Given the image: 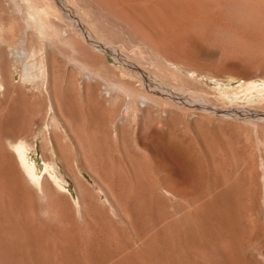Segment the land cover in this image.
<instances>
[{"label":"rangeland","instance_id":"1","mask_svg":"<svg viewBox=\"0 0 264 264\" xmlns=\"http://www.w3.org/2000/svg\"><path fill=\"white\" fill-rule=\"evenodd\" d=\"M253 1L0 0V264H264Z\"/></svg>","mask_w":264,"mask_h":264},{"label":"bare ground","instance_id":"2","mask_svg":"<svg viewBox=\"0 0 264 264\" xmlns=\"http://www.w3.org/2000/svg\"><path fill=\"white\" fill-rule=\"evenodd\" d=\"M114 1V3H115V5L118 7V8H121V9H123V10H125L127 13H128V15L130 16V17H132V18H138V15H137V12H138V9H139V7H140V5H141V2L143 1V0H113ZM262 1V3L264 2V0H261ZM161 2V1H160ZM168 2V1H167ZM254 1L252 0V3H253ZM258 2H260V1H257V3ZM156 3H157V5H160L159 4V2H157L156 1ZM154 4V3H153ZM168 4V3H167ZM250 4V3H249ZM254 4V7H255V9H256V7H258V5L256 6L255 5V3H253ZM259 4V3H258ZM264 4V3H263ZM157 5H156V9H157ZM169 5V4H168ZM260 5V4H259ZM162 6V5H161ZM246 6H248V4L246 5H244L243 3H237V2H231V3H229V7L233 10V11H236L237 13H239L240 14V12H244L245 14H248L249 13V11H247V13H246V10H252V8L250 7L249 8V6H248V8L249 9H246ZM165 8V7H164ZM169 8V7H168ZM155 9V10H156ZM162 9V8H161ZM159 10V13L162 15V17H164L163 19H165L166 20V15H165V13H163L162 11H164V10ZM166 10V9H165ZM254 10V9H253ZM168 11V10H167ZM169 11H171V10H169ZM229 12H230V10H228ZM156 12V11H155ZM167 13V12H166ZM171 13V12H170ZM234 13V12H233ZM243 13V14H244ZM150 14V13H149ZM242 13L240 14V15H243ZM249 14H251V13H249ZM126 15V14H125ZM172 15V14H171ZM194 15H196V14H194ZM239 15V16H240ZM169 16V15H168ZM257 16V15H256ZM195 17H197V16H195ZM236 17V16H235ZM260 17H261V15H260ZM202 18V17H201ZM163 19L161 20V21H163ZM174 19H177L176 17L175 18H173V20ZM193 19H194V17H193ZM179 20V19H178ZM196 20H198V18L196 19ZM137 21V20H136ZM191 21H192V19H191ZM233 21V20H232ZM231 21V22H232ZM167 22V24H168V26L171 28V27H173V26H176L174 23H172V21L169 19V20H167L166 21ZM174 22V21H173ZM195 22V21H194ZM207 22V21H206ZM205 22V23H206ZM175 23H177V21L175 22ZM191 23H193V22H191ZM208 23V22H207ZM240 23V22H239ZM202 24V23H201ZM217 24V23H216ZM138 25V24H137ZM179 25V24H178ZM177 25V26H178ZM211 25V24H210ZM222 25V24H221ZM167 26V27H168ZM166 27V28H167ZM198 27V26H197ZM213 28H218L217 26H213ZM152 29V28H151ZM229 30H231V29H229ZM217 31H219V29H217ZM220 31H223V30H220ZM216 32V31H215ZM227 32V31H226ZM235 32V31H234ZM177 33H179L178 31H177ZM169 34V33H168ZM227 34V33H226ZM179 35V34H178ZM221 36H223V35H221ZM225 36V35H224ZM228 36V35H227ZM227 36H225L226 37V39H227V41L228 40H230V39H228L227 38ZM229 36H231V35H229ZM228 36V37H229ZM235 36V35H234ZM244 37V36H243ZM248 38V37H247ZM257 38V37H256ZM256 38H254V39H256ZM259 38H260V36H259ZM233 39V38H232ZM238 39H240L239 40V42H237L239 45L238 46H247V45H251L252 46V44H255V43H260V42H264V38H260V40L259 41H257V42H248V41H246V40H241V37L239 36L238 37ZM252 39V38H251ZM234 40H236L235 38H234ZM233 40V41H234ZM249 40V39H248ZM256 40H258V39H256ZM159 41V40H158ZM222 41V40H221ZM225 41V40H224ZM237 41V40H236ZM228 42H232V40H230V41H228ZM97 46H99L98 45V42L96 41V42H94ZM225 43H226V41H225ZM237 43L235 44V42H234V45H237ZM222 44V43H221ZM227 44V43H226ZM227 45H231V44H227ZM232 45H233V43H232ZM232 45H231V47H232ZM260 45V44H259ZM263 45V44H262ZM225 46V45H224ZM254 46V45H253ZM106 47V46H105ZM229 48V47H228ZM234 48V47H233ZM240 49V48H239ZM264 49V48H263ZM241 50V49H240ZM242 52V51H241ZM257 52V51H256ZM114 53H116V52H114ZM259 53H261L260 51H259ZM258 55V54H257ZM120 57V56H119ZM260 59V58H259ZM258 59V61H260ZM263 59H264V54H263ZM262 60V59H261ZM23 68V67H22ZM27 69V68H26ZM249 87H251L250 86V84H246V85H244V88H245V90L246 89H249ZM255 89V88H254ZM159 90H161V91H163L164 92V89H162V88H159ZM257 90V89H256ZM263 92V91H262ZM173 96L174 97H178L179 95H177L176 93H174L173 94ZM189 101V100H188ZM190 101H191V99H190ZM198 101V100H197ZM193 103H194V101H193ZM256 113H258V112H256ZM10 144V146H11V148H13V150H14V152H15V154H16V156H17V158H18V161H19V163H20V165L22 166V168H23V170H24V173H26V175L28 176V178H30L33 182H35V183H38V180H37V178L35 177V175L33 174V171H32V169H31V166L27 163V161H26V158H25V155H24V147L26 148L27 146H25L26 145V142L24 141V140H19L18 142H16V143H9ZM28 149V148H27ZM75 164V163H74ZM50 165H51V163H50ZM53 165V164H52ZM52 168V167H51ZM78 172V171H77ZM79 174V173H78ZM80 175V174H79ZM82 175V174H81ZM80 175V176H81ZM216 175V174H215ZM8 175H7V173L4 171V169H3V166L1 165V163H0V196H1V198H2V201L4 202L3 203V205H7L6 204V197H7V192H6V177H7ZM78 177V176H77ZM219 177V176H218ZM54 179V182L55 183H57V185H58V182H57V180H56V178H53ZM220 181V180H219ZM60 186V185H59ZM62 188V187H61ZM226 193V192H225ZM229 194V193H228ZM224 196V195H223ZM227 198V197H226ZM197 200H198V198H197ZM197 200H196V202H197ZM205 200V199H204ZM201 201V200H200ZM199 202V201H198ZM26 203V202H25ZM207 203V202H206ZM209 203H211V202H209ZM192 204H193V202H192ZM212 204V203H211ZM206 206L207 205H204V207H203V205H198L197 206V208H195L196 209V213L194 214V217H196L197 218V220L199 219H203L205 216V214L208 212V210H206L205 212L206 213H204V208H206ZM212 206H213V204H212ZM22 207V206H21ZM233 207V206H232ZM212 207H210V209H211ZM209 209V208H208ZM9 210V209H8ZM194 210V209H193ZM212 210V209H211ZM10 211V210H9ZM4 212V211H3ZM192 212H194V211H192ZM6 214V213H5ZM8 214V213H7ZM211 214V213H210ZM210 214H206V216L207 215H209V219H211L210 218ZM226 215V214H225ZM229 216V215H228ZM235 216V215H234ZM220 217V216H219ZM196 218H195V220H196ZM207 218V219H208ZM206 219V220H207ZM205 220V219H204ZM205 220V221H206ZM203 221V220H202ZM202 221H201V223H202ZM207 221H209V220H207ZM198 223H200V221L198 222ZM204 224H206V222L204 223ZM26 227V226H25ZM54 235H55V233H54ZM59 238L63 241V242H67V238L64 236V235H60L59 236ZM50 240H51V238H50ZM44 241V240H43ZM42 241V242H43ZM37 242V241H36ZM37 244V243H36ZM40 245V244H39ZM49 245V244H48ZM41 246V245H40ZM43 246V245H42ZM57 246V245H56ZM51 248V247H50ZM61 249H62V247H61ZM48 254V253H47ZM54 254V253H53ZM56 257H57V255H56ZM66 257V256H65ZM233 258H234V256H232ZM236 257V256H235ZM235 259V258H234ZM59 260V259H58ZM233 260V259H232ZM234 261H236L237 262V260H234ZM233 261V262H234ZM235 262V263H236ZM59 263V262H58ZM232 263V262H231ZM62 264V263H61ZM232 264H234V263H232ZM237 264H246V262L244 261V260H239L238 261V263Z\"/></svg>","mask_w":264,"mask_h":264}]
</instances>
